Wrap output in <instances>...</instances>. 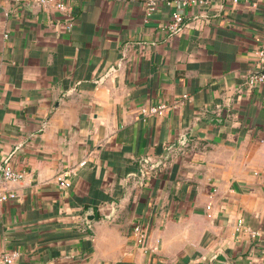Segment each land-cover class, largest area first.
Segmentation results:
<instances>
[{"label": "crops", "instance_id": "1", "mask_svg": "<svg viewBox=\"0 0 264 264\" xmlns=\"http://www.w3.org/2000/svg\"><path fill=\"white\" fill-rule=\"evenodd\" d=\"M30 1L0 0V158L26 173L0 205V252L248 264L264 245V83H246L264 0L183 8L176 34L166 5L146 18L143 0H69L68 31ZM138 221L155 253L132 238Z\"/></svg>", "mask_w": 264, "mask_h": 264}, {"label": "built area", "instance_id": "2", "mask_svg": "<svg viewBox=\"0 0 264 264\" xmlns=\"http://www.w3.org/2000/svg\"><path fill=\"white\" fill-rule=\"evenodd\" d=\"M20 1V0H13ZM146 6V18L153 15L162 5H166L173 8L171 13V21L164 26V29L172 34H176L183 25L184 17L181 10L188 7H203L214 2H222L229 4H239L243 2H249L251 0H143ZM33 6L49 8L52 6L54 10L63 13L67 17L66 28L71 31L75 17L72 11V6L69 0H31ZM256 63L258 69L251 72L247 76V87L250 89L264 83V40L262 41L259 49L255 52ZM166 109L165 105L151 107L149 110L143 109L145 114L147 113H162ZM26 176V173L17 169L12 163L0 158V205L14 199L17 194L10 187L11 183L20 182ZM70 174L63 172L58 176V182L60 187L68 188L72 185V180L69 178ZM208 209H212V205H208ZM209 217H212V213H208ZM243 219L238 220V230L243 227ZM257 234V232H255ZM131 236L135 243L145 253H155L157 249L149 244V232L142 222H135L132 225ZM19 253L15 250L0 252V264H14ZM248 264H264V245L260 250L255 251L248 258Z\"/></svg>", "mask_w": 264, "mask_h": 264}, {"label": "water", "instance_id": "3", "mask_svg": "<svg viewBox=\"0 0 264 264\" xmlns=\"http://www.w3.org/2000/svg\"><path fill=\"white\" fill-rule=\"evenodd\" d=\"M41 7H39V9H40ZM93 217V216H92ZM216 258L217 259H219V260H226V258L222 255V254H218L217 256H216Z\"/></svg>", "mask_w": 264, "mask_h": 264}]
</instances>
